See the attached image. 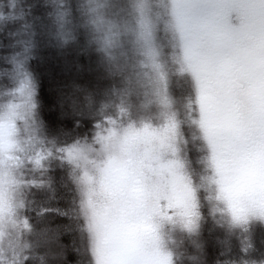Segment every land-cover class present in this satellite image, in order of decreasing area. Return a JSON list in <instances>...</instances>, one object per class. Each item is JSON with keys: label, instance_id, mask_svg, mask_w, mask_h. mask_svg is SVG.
Segmentation results:
<instances>
[{"label": "rangeland", "instance_id": "374dc122", "mask_svg": "<svg viewBox=\"0 0 264 264\" xmlns=\"http://www.w3.org/2000/svg\"><path fill=\"white\" fill-rule=\"evenodd\" d=\"M148 3L154 21L152 40L159 56L153 61L147 54V49L133 44L132 37L126 34L133 54L132 60L139 66L135 67L139 71L138 75L144 78L145 85L138 94L133 90L134 97L130 103L133 114L128 115L125 126L110 133L104 145L87 147L90 149L86 151L81 147L63 146L60 153L47 151L40 156L37 154L39 150L33 149V108L27 107L24 84L14 90L7 105L4 102L0 104V177L9 182L8 191L11 202L15 205V211L10 212L8 201L0 199V243L4 241V248H0V264H17L18 257L24 254L18 238L30 237L25 223L27 217L22 213L29 196L25 177L30 176L33 184L45 181L46 177H50V174L53 176V171H58L62 166L57 163L63 158L76 168L73 174L78 177L76 185L80 193L79 203L85 214L84 218L90 220L100 264H165L156 247L157 229L160 239L173 253L175 264L206 263L209 252L212 259L218 255L224 258L223 264L228 261L227 255L236 256L234 264L251 261L246 259L249 253L263 259L253 261L254 264H264V225L253 221L232 224L227 227L228 231L222 229L221 227L226 226L223 221L227 216L223 214L220 219L215 220L220 210H216L218 205L212 199L211 191L201 196L203 215L194 231L170 220L154 223L151 219L154 208L186 204L191 199L193 183L208 187L207 178L210 169L212 171L214 168L207 156L213 155L220 165L222 162L224 169L235 167L239 162L255 163L260 157L264 142L263 135L255 133L253 126L243 131L234 130L236 124L225 120L217 81L214 76L203 74L208 56L203 34L194 32L186 51L185 38L166 24L170 10L168 6L173 0H148ZM213 11L219 14L223 9ZM128 13L130 18L126 24H133L135 15L130 9ZM130 20L133 21L129 23ZM122 33L120 37L123 36ZM177 55H187L183 73L178 70ZM52 56L61 58L58 53ZM235 59L237 69L245 70L248 75L259 76L261 80L264 36L258 29L254 28L247 34ZM156 64L162 65V71L167 74V104L161 102L159 95L160 77L154 66ZM47 79L49 82V76ZM111 83L110 77L94 80V94H98L100 86L104 88ZM139 97L141 98L137 100ZM64 98L65 96L60 97L55 103L51 100L47 106L48 111L60 121L82 116L79 108H76L78 106ZM194 119L202 121L203 140L200 138L201 133L193 125ZM36 159H40L39 166L35 163ZM28 160L30 163H26ZM39 171L45 175H40L37 180ZM63 172L66 171H58L61 175ZM50 179L49 184H45L49 188L46 200L53 197L55 190L63 192L73 188L70 185L71 176H66L56 187L55 180ZM200 192L204 191L200 189ZM33 202L30 205H35ZM76 209L75 215H78ZM80 228L82 231V227ZM75 229L77 232L78 227ZM219 229L222 230L218 231ZM37 232L38 235H33L32 238V245L36 249L32 253V259L35 264H49L51 260L56 264L55 258L58 257L60 248L55 249L53 244L62 230L45 235ZM82 234L83 232L81 236ZM38 236L49 242L48 248H37ZM249 242L253 247L245 253L242 247ZM77 245L82 249L81 255H85L83 242ZM215 247L219 249L215 251ZM84 261L82 257L80 263L84 264Z\"/></svg>", "mask_w": 264, "mask_h": 264}, {"label": "snow or ice", "instance_id": "6c2138e0", "mask_svg": "<svg viewBox=\"0 0 264 264\" xmlns=\"http://www.w3.org/2000/svg\"><path fill=\"white\" fill-rule=\"evenodd\" d=\"M109 5L98 0H32L27 14L23 11L9 13L5 18L0 13V21L4 22V29L0 31V44H10L11 37L5 33L21 30L27 33L24 44V57L17 61L16 56L10 57L15 70L22 74L24 93L27 97L28 108H35V99L39 96L40 82L31 72L32 53L40 55L47 53L49 60L45 72L49 76L50 97L55 103L61 95L62 88H74L85 93L89 92L93 81L106 77L123 75L125 66L116 63L112 49L119 44L121 26L113 21L109 12ZM148 0H132L130 11L136 19L133 24L123 25V32L132 37V42L147 49V54L158 59L159 51L152 40L153 17L150 13ZM166 24L174 31H179L185 38V48L190 42L191 35L203 34L208 56L203 74L214 76L220 95L221 107L225 120L238 125L243 131L250 124L255 123L257 114L262 131H264V66L261 68V88L259 95H254L253 82L248 73L237 69L235 54L247 34L254 28L264 36V0H173L168 6ZM223 9L219 14L214 9ZM159 22V17L156 18ZM58 36L61 44L53 45L52 37ZM63 48V60L53 62L51 47ZM69 50L77 55L69 56ZM10 52V48L2 49ZM83 52L84 55L79 53ZM99 53V55H97ZM187 55H177L178 70L183 73ZM73 64L78 71L73 72ZM160 77L159 95L161 102L167 104L166 92L168 87L167 74L162 71V65H154ZM200 73L197 74V79ZM193 125L204 139L202 121L193 120ZM178 127V126H177ZM98 141L101 140L97 137ZM37 166L40 159H36ZM8 181L0 177V199L8 201L9 211H15L8 191ZM207 184L212 192V199L223 205L229 221L233 225L260 222L264 225V209L255 205H248L242 212H234L224 199L217 187L214 173L210 169ZM86 216L87 210L85 209ZM203 215L201 210L200 189L194 183L191 185V199L184 205H170L166 208H154L151 219L155 223L159 220H170L181 224L189 231L198 227V221ZM27 224V222L25 221ZM156 247L165 260V264H175V257L168 250L165 242L160 239L158 229ZM68 234H60V252L56 257V264H80V247H71L63 243ZM83 251L89 256V264H100L98 249L90 225L85 221L83 235ZM38 249H46L49 242L36 240ZM252 243H245L242 251L249 252ZM29 253L19 256L17 264H32ZM224 264H229L225 261ZM243 264H254L253 261H243Z\"/></svg>", "mask_w": 264, "mask_h": 264}, {"label": "trees", "instance_id": "16d2710c", "mask_svg": "<svg viewBox=\"0 0 264 264\" xmlns=\"http://www.w3.org/2000/svg\"><path fill=\"white\" fill-rule=\"evenodd\" d=\"M31 2L32 0H0V13H3L5 18H7L9 13L14 12L18 13L23 11L27 14L30 10ZM98 2L105 3V0H98ZM106 2L109 5V7L106 8V11L110 13L113 21L121 26L122 33L123 25H125L130 18L128 10L130 9L132 0H124L123 3H119V0H106ZM132 21L133 20H130L129 23ZM3 29L4 22L0 21V31ZM5 35L11 37V43L0 44V93H3V90H7L5 92H7L8 95L10 92L14 93V90L23 83L22 74L15 70L10 57L15 55L17 61L23 60L24 44L21 42L27 41V33L17 29L13 32L5 33ZM61 43L62 41L58 36L52 37L53 45ZM129 45L126 34L119 37V44L116 48L112 49V52L116 58V63L125 66L126 71L123 75L118 74L115 77H110L112 83L106 85L104 88L103 86L102 88L100 86L99 90L97 88V95L94 94L96 88L93 89V87H91L90 91L87 93L74 88L61 89L60 97L65 96V100L70 99V103H75L76 106H78L76 108H79L81 111L80 113L82 114V116L78 115V117L75 118L70 117L69 119H61L62 121H60L55 115H52L47 108L52 100L50 97V91L47 89L50 85L47 79L48 75L45 72V66L48 63L49 57L47 53L44 55L35 52L32 53L31 72L41 84L39 96L34 101L36 107L33 108V124L35 126L37 137H43L45 139L52 153H60V148L63 146L81 147L84 148L85 151L90 149L87 147H99L105 144V141L110 136L111 132L114 133L125 126L126 119L129 117L128 115L133 114L132 104H130L134 97L133 90L138 94L139 91L141 92V88L145 85L144 78L141 75H138L139 71L136 67L139 66L134 64V61L132 60L133 54L130 51ZM4 48H10L11 51L4 52L2 51ZM48 51L51 53V57L54 58L52 59L53 62H55V60L58 61L57 59H64L62 53L66 50L53 46L48 49ZM57 53L60 54L61 58L52 56ZM79 54L84 55L83 52H80ZM76 55V51L69 50L70 57ZM97 55H99V53H97ZM75 67L72 68L74 72L78 71L77 67ZM248 76L253 82L252 86L254 88V95L258 96L261 88V80L259 79V76ZM4 77H6V79H4ZM11 97L12 96H6L0 99V104L4 102L5 105H7ZM140 98L141 97L137 100ZM85 103H87L86 106ZM250 126H253L252 128L255 133L263 135L264 142V131H262L259 122V114H257L256 122L248 126L249 129ZM235 129L241 130L238 125H236L234 130ZM97 137H100L101 140L98 141ZM63 159L64 160H60L61 162L57 163L62 166L57 167H59V172L60 170L66 172H63L61 175L57 170H54L53 176L50 174V177L52 178V181L55 180L54 185L56 187L61 183L60 181L62 179H66V176H71L72 183H70V185L73 187L72 189L64 190L63 192L55 190L52 194L53 197L46 200V196L48 195L47 190H49V188L46 187L45 184H47V182L49 184V181L51 180L50 177H46L45 181L36 182V190L33 186V188L31 187L32 189L28 188L27 191L29 196L27 202L25 201L26 203L24 204L25 207L22 209V213L27 217L26 229L28 230L30 237L27 239L25 236L22 238L18 236L20 238H18V242L24 249V253H29L31 257L32 253L36 251L35 247L32 245V241H34L32 238L38 235L37 231L45 235L49 232L62 230L58 236L60 234H68L63 243L68 244L71 247H78L77 243L83 242L81 239V232L84 230L86 219L84 218L85 214L81 208V203H79L80 193L76 185L78 177L73 174V172L75 173L76 168L66 158ZM207 160L213 163L211 166L214 168L212 171L217 182V187L224 199L228 202L229 207L234 212H242L248 205H255L259 208L264 206V147L260 152V157L255 163L239 162V165L237 164L235 167L229 166L224 169L222 168V162H220V165L218 160L213 158V155L207 156ZM47 174L49 175V172H47ZM40 175L45 174L41 171L37 172V180ZM198 186L199 189L204 191L202 192L203 194L200 192L201 196H204L205 193H210L211 191L209 186L205 187L202 185L200 186L199 184ZM29 199L30 202L34 201L33 204L35 205H30V202H28ZM217 205L218 207L216 210L219 209L220 212L215 217L216 221L217 219H220L223 214H226L227 216V213L223 210V205L218 203ZM72 209H74V212ZM75 209L78 215H75ZM223 222L226 223V226L221 228L228 231L227 227H231L232 225L228 216ZM87 223L89 225L91 224L89 219L87 220ZM77 227L78 230L76 232L75 228ZM80 227H82V231ZM90 227L92 230V226ZM222 229H219L218 231H221ZM64 230L65 232H63ZM58 236L55 239V244H53L55 249H58L56 247H59L60 245ZM9 244L11 243L9 242ZM0 248H4V241L0 243ZM214 249L216 251L219 248L215 247ZM208 255L209 258L206 257V260L208 261L200 264H223L224 258L220 255L213 259L210 257V252L206 256ZM233 256L227 255L230 264H234V261L237 260L236 256ZM247 256L246 259H250L251 261H259L262 259L252 253H249ZM82 257L85 260L84 264H89V256L87 252L85 255H80V261ZM210 258L211 261H209Z\"/></svg>", "mask_w": 264, "mask_h": 264}, {"label": "bare ground", "instance_id": "6f19581e", "mask_svg": "<svg viewBox=\"0 0 264 264\" xmlns=\"http://www.w3.org/2000/svg\"><path fill=\"white\" fill-rule=\"evenodd\" d=\"M4 92L3 93H0V99L4 98V97H8V96H12L13 95V92H10L8 95H7V90H3ZM6 94V95H5ZM32 129V137L34 138L35 141L34 142V148L33 149H37L39 150L37 154H40V156H43V154H46L47 151L51 152V149L49 148L48 144L46 143L45 139L43 137H40L38 138L36 133H35V126H33V128L31 127ZM38 139V140H37ZM47 144V145H46ZM48 146V147H47ZM70 146H68L69 148ZM26 163H30V160H28ZM25 179L27 180V187L28 188H31V187H36L35 184H33L32 182H30L31 178L30 176L28 177V175L25 177ZM32 189V188H31Z\"/></svg>", "mask_w": 264, "mask_h": 264}, {"label": "clouds", "instance_id": "9594fccd", "mask_svg": "<svg viewBox=\"0 0 264 264\" xmlns=\"http://www.w3.org/2000/svg\"><path fill=\"white\" fill-rule=\"evenodd\" d=\"M123 2H124V0H119V3H123ZM4 79H6V77H4ZM32 264H35V261L34 260H32ZM49 264H55V261L54 260H51L49 262Z\"/></svg>", "mask_w": 264, "mask_h": 264}]
</instances>
